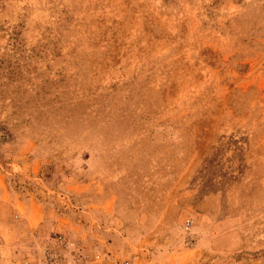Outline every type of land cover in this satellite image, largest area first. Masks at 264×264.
<instances>
[{"label":"rangeland","instance_id":"obj_1","mask_svg":"<svg viewBox=\"0 0 264 264\" xmlns=\"http://www.w3.org/2000/svg\"><path fill=\"white\" fill-rule=\"evenodd\" d=\"M58 237L264 264V0H0V264Z\"/></svg>","mask_w":264,"mask_h":264},{"label":"built area","instance_id":"obj_2","mask_svg":"<svg viewBox=\"0 0 264 264\" xmlns=\"http://www.w3.org/2000/svg\"><path fill=\"white\" fill-rule=\"evenodd\" d=\"M185 224L188 225L189 221H186ZM57 241L60 242L59 246L43 248L36 257L23 264H140L132 259L116 260L102 252L92 253L89 257L84 254L82 248L72 242L64 241L61 237H58Z\"/></svg>","mask_w":264,"mask_h":264}]
</instances>
